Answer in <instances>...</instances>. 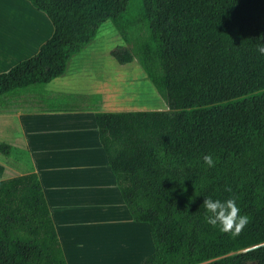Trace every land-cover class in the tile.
<instances>
[{
  "label": "trees",
  "instance_id": "1",
  "mask_svg": "<svg viewBox=\"0 0 264 264\" xmlns=\"http://www.w3.org/2000/svg\"><path fill=\"white\" fill-rule=\"evenodd\" d=\"M30 1L54 33L0 73V96L64 74L110 19L129 44L112 56L120 64L137 57L169 105L96 114L125 204L150 227L155 251L142 264H264V56L256 52L264 0H139L143 39L129 32L140 23L135 0ZM208 153L213 168L203 164ZM4 170L0 264H68L39 175L5 179ZM206 196L236 199L249 218L239 235L206 223Z\"/></svg>",
  "mask_w": 264,
  "mask_h": 264
},
{
  "label": "crops",
  "instance_id": "2",
  "mask_svg": "<svg viewBox=\"0 0 264 264\" xmlns=\"http://www.w3.org/2000/svg\"><path fill=\"white\" fill-rule=\"evenodd\" d=\"M103 24H108L103 32L112 28L111 20ZM53 33L49 15L30 0H0V73L37 54ZM96 38L64 74L0 96V144L12 146L10 155L27 153L29 164L16 161L12 175H39L68 264H124L106 254L128 248L142 264L155 251L150 227L135 221L125 204L100 142L96 114L168 106L139 68L124 80L130 72L98 51ZM151 88L160 100L144 95Z\"/></svg>",
  "mask_w": 264,
  "mask_h": 264
},
{
  "label": "rangeland",
  "instance_id": "3",
  "mask_svg": "<svg viewBox=\"0 0 264 264\" xmlns=\"http://www.w3.org/2000/svg\"><path fill=\"white\" fill-rule=\"evenodd\" d=\"M139 10H140V1L135 0L133 9L131 10L130 13H132L133 15H137L138 16L137 20L140 23L137 24L132 30H129V32H130L132 38L143 39V38H146V36L148 35V31L146 29L140 27V25H142V22L140 21L141 15H139V13H138ZM126 18H130L133 20L132 15L129 13L126 14ZM107 25L106 24L102 25L100 31L97 34L98 36L95 40L94 46H97L99 48L97 50L102 51L103 54L112 56V54H111L112 50H114L118 46L129 47V44L126 42L124 37L121 35L117 26L115 25V23L112 20H111V27L112 28L103 32V28ZM91 49H92V47L90 48V50ZM122 65H125L123 68L126 72H128V73L130 72L129 75L127 74L125 76L124 80L129 79L130 74H132L133 72L136 73L137 72L136 68H139L140 70L144 71L147 74V76H149L148 73L146 72L145 68L142 66L140 60L137 57L132 62H130L128 64H122ZM125 83H126V81H124V84ZM144 95L149 96L150 99H153V98L159 99L160 98V96L157 93H155L152 88L149 90L145 89ZM161 97L165 101V103L167 104L168 109H169V105H168L167 101L163 98L162 95H161ZM156 102H158V100H156ZM26 158H27V153L23 152L21 150H15L13 152V154L10 156H7V155L0 153V164L4 167V169H6V172L4 170V173L1 175V177H4L6 179V178L13 177V175H17V174L12 175L13 171H12L11 167H16L17 162L21 163L22 165L29 164L28 159H26ZM20 171L22 172L21 169H20ZM126 237L130 238V236H126ZM106 255H107V257L114 258L115 260L118 258V260L124 261V264H137V262H136L137 260H134V257L136 255L133 254L132 252H130L129 248L126 250H123L122 254H119V255H115V256L112 254H106ZM129 258H132V261H130Z\"/></svg>",
  "mask_w": 264,
  "mask_h": 264
},
{
  "label": "clouds",
  "instance_id": "4",
  "mask_svg": "<svg viewBox=\"0 0 264 264\" xmlns=\"http://www.w3.org/2000/svg\"><path fill=\"white\" fill-rule=\"evenodd\" d=\"M256 52L264 56V38L257 44ZM202 160L208 168L215 167L217 163L211 153L203 155ZM203 208L206 223L218 228L221 233L231 234L233 237L239 235L249 222L248 216L241 214L235 198L213 199L211 196H206Z\"/></svg>",
  "mask_w": 264,
  "mask_h": 264
},
{
  "label": "water",
  "instance_id": "5",
  "mask_svg": "<svg viewBox=\"0 0 264 264\" xmlns=\"http://www.w3.org/2000/svg\"><path fill=\"white\" fill-rule=\"evenodd\" d=\"M247 250V249H246Z\"/></svg>",
  "mask_w": 264,
  "mask_h": 264
}]
</instances>
